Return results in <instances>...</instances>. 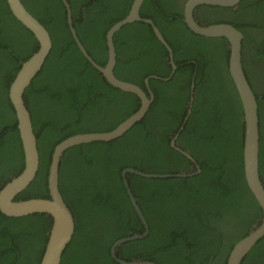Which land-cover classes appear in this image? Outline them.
<instances>
[{"label":"trees","instance_id":"obj_1","mask_svg":"<svg viewBox=\"0 0 264 264\" xmlns=\"http://www.w3.org/2000/svg\"><path fill=\"white\" fill-rule=\"evenodd\" d=\"M48 29L52 47L25 89L23 98L38 139L39 167L14 199L49 197L47 176L58 143L86 132L109 131L134 113L139 99L111 84L77 47L62 0H21ZM74 27L88 54L99 65L107 60L106 32L130 11L133 0H67ZM223 7L237 28L264 26L263 0H240ZM141 16L151 18L173 53L176 70L168 81L150 78L153 100L146 115L123 136L69 148L59 164V188L75 218V230L61 264H123L111 255L112 243L142 232L126 179L148 226V233L117 246L126 259L157 264H227L234 243L262 218V208L248 187L243 169L245 124L238 92L228 71L224 37L194 33L176 0H144ZM166 23L170 27L165 28ZM176 35L169 32L173 26ZM142 21L115 32L114 74L141 86L150 75L166 77L169 53ZM249 47L256 43L251 36ZM249 48L243 72L258 103L259 175L264 184V47ZM38 48L33 33L0 0V189L24 167L9 86L22 62ZM193 80V93L189 89ZM192 96L187 120L186 104ZM183 123V124H182ZM182 126V130H181ZM181 130V131H180ZM178 132L181 148L171 138ZM177 141V142H178ZM199 174L148 178L122 171ZM52 223L47 212L11 216L0 210V264H40ZM241 264H264V235Z\"/></svg>","mask_w":264,"mask_h":264},{"label":"water","instance_id":"obj_2","mask_svg":"<svg viewBox=\"0 0 264 264\" xmlns=\"http://www.w3.org/2000/svg\"><path fill=\"white\" fill-rule=\"evenodd\" d=\"M62 1L66 8L70 32L82 55L95 69L102 73L109 84L122 91L135 94L139 97L141 103L139 108L134 113L129 115L109 131L86 132L78 135L75 134L64 139L56 145L54 152H52L51 155L47 176L49 197L39 196L24 199H14L15 195L22 189H25V187H27L34 179L39 167L38 139L34 134L31 115L24 102L23 94L33 78L42 69V66L51 50L52 41L48 29L36 16L32 15L25 8L21 0H6L8 7L14 17L22 22V24H24L33 33L38 42V48L32 55H30L28 59L22 62L9 86L8 94L15 109L17 128L19 131V136L22 139L24 149V167L19 174L12 177L0 189V210L3 213L11 216L24 215L32 212H47L52 216V223L40 264H61L62 253L66 245L71 240L75 230L74 214L66 203L59 188L58 173L62 154L69 148L83 145V143H91L95 141H112L123 136L135 123L139 122L146 115L153 100V95L151 94L148 96L139 85L119 79L115 76L114 67L116 64V52L113 42L115 32L119 31L127 24L134 23L135 21L145 22L152 25L155 36L168 51L169 63L172 67L171 74L166 77L150 75L144 80L146 86L149 85L150 78L160 79L163 81L169 80L176 69V65L173 61L172 49L165 40L160 29L156 26L151 18H144L141 16L140 7L144 0H133L127 16L116 22L109 30H107L105 36L107 45V60L104 65H99L96 63L88 54L77 35V29L74 27L70 5L67 0ZM239 1L240 0H187L185 4L186 22L190 29L194 31V33H199V35L205 37H224L229 43L228 69L241 101L243 121L245 124V142L243 154L244 176L248 187L251 189L262 208L261 220L257 222L246 235L234 243L228 256L227 264H241L246 254L253 248V245L264 235V184L259 175L258 161V154H260V123L258 115V103L256 101V96L250 87L242 69V31L229 23L201 25L194 18V9L197 5L234 7L239 4ZM179 133L180 132H178L176 136H178ZM174 144L175 143L173 142L172 145L174 146ZM176 148L180 150L188 159L193 160L190 153H188L186 150H183L180 147ZM127 172L148 178H166L172 176L186 177L188 175L199 174L200 170L196 168L195 170H190L188 173L155 174L142 172L129 167L123 169L122 175L125 176ZM124 184L127 188V193L129 195L131 204L144 225V230L142 232L131 233L116 239L110 248L111 255L123 264H157L155 261L149 259H126L117 255L116 253L117 246L122 242L129 239L143 237L148 233L149 230L146 217L131 188H129L125 178Z\"/></svg>","mask_w":264,"mask_h":264},{"label":"flooded vegetation","instance_id":"obj_3","mask_svg":"<svg viewBox=\"0 0 264 264\" xmlns=\"http://www.w3.org/2000/svg\"><path fill=\"white\" fill-rule=\"evenodd\" d=\"M176 1H177L178 6H179V9L182 8V10H183L184 20H185L184 22L187 24L186 15H185V9H186L185 4H186L187 0H176ZM231 10H232V16H233V14L237 11V7L234 6V7H232ZM225 11L226 10L222 6L197 5L196 8L194 9V18L196 19V21H199V23L202 24V25H211V24H215V23H229V24H232V25L236 26L235 23L231 22L230 17L226 16ZM262 15L263 16H261V17H257L258 19L261 20V22L264 21V13ZM262 25H264V22H262ZM169 27H170V23H166L165 28L168 29ZM238 29H239V27H238ZM240 30H241V28H240ZM241 31L243 32L242 33L243 34V38H242V41H241L242 42V60H243V59L246 58V54L245 53L246 52H250L249 48H257L256 44H260V45H262L264 47V26L259 27V26H255V25L254 26L250 25L249 23H243V29ZM176 32H177V30H176L175 25H174L173 26V30L171 32H169V33H171L173 35H176ZM249 36H251L253 39L256 40V43H254V45H251L252 47H249V45L247 44V41H250V39L248 38ZM228 50H229V47H228ZM168 64L171 65L169 63V58H168ZM171 72H172V70L170 71L169 75L171 74ZM145 79L146 78H144V80ZM166 81H168V80H166ZM193 82L194 81L191 79L190 80V85L188 86L189 89L191 90V93H193V88H194ZM145 87H146V91L141 87L145 91V93L148 96H150L151 94L153 95L149 85L148 86L145 85ZM137 98L139 99L138 96H137ZM139 101H140V99H139ZM140 103H141V101H140ZM140 103H139V106H140ZM191 104H192V96L189 99L188 103L186 104L187 114L184 117L183 123L188 118V114L190 112ZM139 106H138V108H139ZM177 138H178V136H176V135L173 136L171 138L172 139L171 143L173 144V142H174L175 143L174 147H178L179 148L180 146H177V145H180L181 142H179L177 140ZM183 150H185V149H183Z\"/></svg>","mask_w":264,"mask_h":264},{"label":"clouds","instance_id":"obj_4","mask_svg":"<svg viewBox=\"0 0 264 264\" xmlns=\"http://www.w3.org/2000/svg\"><path fill=\"white\" fill-rule=\"evenodd\" d=\"M199 22V21H198ZM200 24V23H199ZM202 25V24H201ZM236 27V26H235ZM240 30V29H239ZM241 31V30H240ZM243 33V32H242ZM199 34V33H198ZM243 35V34H242ZM228 42V41H227ZM242 44V43H241ZM228 47H229V43H228ZM241 55H242V49H241ZM229 61V60H228ZM241 63H242V59H241ZM243 69V68H242ZM228 71H229V69H228ZM230 74V73H229ZM182 127V126H181ZM195 170L194 168H191L190 170ZM198 169V168H197ZM189 170V171H190Z\"/></svg>","mask_w":264,"mask_h":264}]
</instances>
